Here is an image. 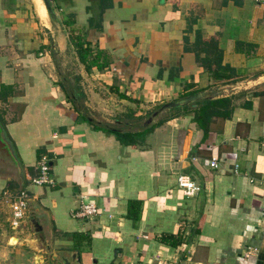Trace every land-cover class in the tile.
Instances as JSON below:
<instances>
[{
  "label": "crops",
  "instance_id": "obj_1",
  "mask_svg": "<svg viewBox=\"0 0 264 264\" xmlns=\"http://www.w3.org/2000/svg\"><path fill=\"white\" fill-rule=\"evenodd\" d=\"M37 1L0 0V264H71L68 250L80 264H264V2L48 0L51 21ZM76 37L102 70L78 61ZM217 55L229 80L203 66ZM194 90L227 98L226 114L197 125L193 104L144 125ZM42 152L51 187L29 183ZM20 190L44 244L29 221L4 226ZM80 201L97 214L71 218Z\"/></svg>",
  "mask_w": 264,
  "mask_h": 264
},
{
  "label": "built area",
  "instance_id": "obj_2",
  "mask_svg": "<svg viewBox=\"0 0 264 264\" xmlns=\"http://www.w3.org/2000/svg\"><path fill=\"white\" fill-rule=\"evenodd\" d=\"M257 3H263L264 0H252ZM264 146V140L262 141ZM209 167L217 168V161L211 158ZM29 183L34 186L51 187L54 185V179L50 175V159L44 152L40 153L36 163V174L29 180ZM175 184L177 189L181 191L184 197H192L199 192V187L189 179L188 176L179 174L176 176ZM28 205V194L24 190H20L12 197L10 203V215L8 224L11 229H18L25 217ZM97 214V209L93 203L80 201L78 207L70 212V217L74 219H86Z\"/></svg>",
  "mask_w": 264,
  "mask_h": 264
},
{
  "label": "trees",
  "instance_id": "obj_3",
  "mask_svg": "<svg viewBox=\"0 0 264 264\" xmlns=\"http://www.w3.org/2000/svg\"><path fill=\"white\" fill-rule=\"evenodd\" d=\"M73 40V45L75 48V54L77 56V59L80 63H82L85 67V69H88L91 66H96L98 70H102L101 65L99 62L100 56L98 53L91 55L90 54V48L85 44L84 42H81L78 37L71 39ZM220 55H217L215 58V64L212 66V64H203L206 71L211 73V75L216 78L220 79L223 76L225 77V80H229L230 76L233 73V70L229 69L225 66H220L219 64ZM105 65V64H104ZM225 73V74H224ZM228 81H225L224 84H227ZM196 93V91H190L186 94H183L180 97H185L188 95H192ZM195 108L192 109V118L193 121L197 125H206V123L211 120V118H221L223 115L226 114V109L229 107V100L227 98H217L213 100H203L200 102L194 103ZM159 107V106H158ZM157 108V107H156ZM155 108V109H156ZM189 109L187 106L179 108V109H172L173 111L178 110H186ZM135 216H137L135 214ZM167 239L166 235H162L159 237V240L162 242H165Z\"/></svg>",
  "mask_w": 264,
  "mask_h": 264
},
{
  "label": "water",
  "instance_id": "obj_4",
  "mask_svg": "<svg viewBox=\"0 0 264 264\" xmlns=\"http://www.w3.org/2000/svg\"><path fill=\"white\" fill-rule=\"evenodd\" d=\"M47 17L49 18V20L51 21H55V16L51 10V7L49 5V1L48 0H40ZM237 89V87H230V91L234 92ZM219 94V93H217ZM214 96L212 95H204L203 93H194L192 95H188L185 97H180L178 99L169 101L167 103H164L162 105H160L159 107H157L156 109H154L146 118V120L144 121V125L148 126L161 112L165 111V110H172V109H179L185 106H193L194 103L196 102H200L203 100H208V99H212ZM28 225L32 231L33 234H35V236L43 243L44 239L43 236L41 234V226L37 223V220L35 218L29 220ZM44 244V243H43ZM44 250L47 253L49 251V248L46 247V245H44ZM67 254L69 256V261L71 264H80V259H79V254L76 250H68Z\"/></svg>",
  "mask_w": 264,
  "mask_h": 264
},
{
  "label": "rangeland",
  "instance_id": "obj_5",
  "mask_svg": "<svg viewBox=\"0 0 264 264\" xmlns=\"http://www.w3.org/2000/svg\"><path fill=\"white\" fill-rule=\"evenodd\" d=\"M152 128V126L150 125L147 129H145V132H142V135H140V136H144V135H146V134H148L149 133V131H150V129ZM33 213H31L30 211H29V207L27 208V210H26V213H25V217H24V219L22 220V222H24V224H25V221L26 222H28L29 220H31V219H33ZM41 217V216H40ZM42 218H43V220H40V222H41V224H48L49 223V217H48V215H42ZM46 222V223H45ZM6 224V223H5ZM23 224V225H24ZM4 226H7V227H9V224H6V225H4ZM27 226V225H26ZM45 226H48V225H45Z\"/></svg>",
  "mask_w": 264,
  "mask_h": 264
},
{
  "label": "bare ground",
  "instance_id": "obj_6",
  "mask_svg": "<svg viewBox=\"0 0 264 264\" xmlns=\"http://www.w3.org/2000/svg\"><path fill=\"white\" fill-rule=\"evenodd\" d=\"M37 7H38L39 10H41L43 12L42 5H41V3L39 1H37Z\"/></svg>",
  "mask_w": 264,
  "mask_h": 264
}]
</instances>
